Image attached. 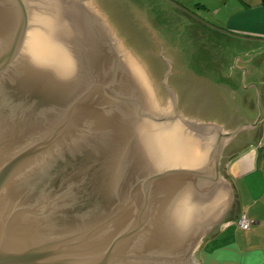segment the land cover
<instances>
[{
  "label": "water",
  "instance_id": "water-1",
  "mask_svg": "<svg viewBox=\"0 0 264 264\" xmlns=\"http://www.w3.org/2000/svg\"><path fill=\"white\" fill-rule=\"evenodd\" d=\"M146 16L129 0H0V264H200L238 214L225 164L262 127L254 56L207 123L180 110L172 66L161 115L134 51Z\"/></svg>",
  "mask_w": 264,
  "mask_h": 264
},
{
  "label": "crops",
  "instance_id": "crops-1",
  "mask_svg": "<svg viewBox=\"0 0 264 264\" xmlns=\"http://www.w3.org/2000/svg\"><path fill=\"white\" fill-rule=\"evenodd\" d=\"M129 1L140 11L148 14L136 25L134 43L143 42L134 50L135 54L137 51H143L153 52L155 55L154 52L160 50L157 55V59L160 58L159 63L163 62V56L160 55L162 51L158 43L151 41L150 33L153 35L158 29H161V20H164L159 11L161 5L181 9L184 16L179 25L184 33L187 30L195 33L201 25H205L214 33L215 37L228 39L230 42L241 40L249 45L240 49L234 46L220 45L221 40L220 42L215 41L214 45H217L221 50L217 52L212 50L211 61H209L210 59H206L207 61L202 58L196 59L197 66L189 70L182 67L180 62L185 61L182 57L177 67L180 71H175L177 68L170 61L173 70L168 76L167 82L170 81L175 85L186 84L187 87L188 84L196 83L197 97L195 100L198 102L193 106L197 105L198 108L200 101L205 100L204 114L198 113V116H202L209 122L231 112L244 88L243 86H245V79L237 62L254 56L252 62L259 96L260 114L262 115L260 121H263L262 127L258 141L237 149L234 157L225 166V175L238 198L239 212L233 219L223 224L215 235L204 241L199 251V257L200 264H264V0L258 4H252L249 0H240L242 3L239 6L234 4L233 0H217L215 11L208 8L207 3H202L199 8L207 9L202 15L192 12L191 8L179 3V0H148L144 7L135 4L138 3L137 0ZM151 4L156 5L155 10H152ZM162 11L166 12L165 9ZM213 12H215L214 15L211 14ZM152 13L155 15L154 18H151ZM149 18L152 21L148 23ZM162 25H165V22ZM145 29L150 33H145ZM179 36H183V34L181 33ZM188 44L193 45V43ZM195 48L192 46L186 50L182 48L180 51H187L191 56L195 54ZM172 51H178V49ZM191 58L193 59V56ZM138 59L141 61L139 57ZM157 59L155 58V60ZM152 64L155 67L154 63ZM176 89L178 91L177 87ZM187 91H191L189 87ZM210 99L214 102L212 110L208 106ZM187 103V107H182L184 115H190L188 111H185L189 107V102ZM242 213H246L254 222L250 230H242L236 224Z\"/></svg>",
  "mask_w": 264,
  "mask_h": 264
},
{
  "label": "rangeland",
  "instance_id": "rangeland-1",
  "mask_svg": "<svg viewBox=\"0 0 264 264\" xmlns=\"http://www.w3.org/2000/svg\"><path fill=\"white\" fill-rule=\"evenodd\" d=\"M137 1H138V3H135V4L140 5V7H144L148 3V0H137ZM260 1H262V0H249V2H251L252 4H258ZM179 3H182L184 6H188L189 8H191L192 12L199 13L201 15L207 11V9H204L202 7L199 8V6L202 3H207L209 6L208 8H212V11H215L217 9V7H216L217 0H189V1L179 0ZM233 3L239 6L240 3H242V2L240 0H233ZM151 7H152V10L156 9L155 4H151ZM170 7H166L164 5H161V7H160L159 11H160L162 17H164V20H161V21H162V23L165 22V25H162V23L160 24L161 29H158V31L156 33H153V35L149 31H147L146 29H145L146 31H144L145 33H147V32L150 33L151 41L158 43L160 48H161V51H162L160 55H161V57L163 56V62L159 63L157 61V66L159 65L157 67V71L159 73V75L157 77L153 76L152 72H156V68L153 67L152 63H154V65H155V62H156L155 58L156 59L158 58L157 55L160 53V50L158 52H154V53H156L155 55H153V52L146 53L143 51H137V53H136L137 56L141 59V61H142L141 63L144 65V67H143L144 73H146L147 71H152V72H148L149 81H151V82H149V84L147 85V92H148L147 94L151 99L154 98V102L152 101V103H153L154 107L156 104L157 108L155 107V109L161 115H163V112L161 109H164L167 112V115H174V114H172V113H174V109H173V103H172L170 91H168L162 83L163 78L166 76V73L171 68L170 61L172 62V64L176 68L181 63L182 67H185L189 70L192 67L197 66L196 59H198V60L201 58L205 59V60L210 59L209 61H211L212 59L210 58L211 57L210 55L213 52L212 50H215L216 52L221 50L220 48H218L217 45H214L215 41L220 42V40H221L220 45H225L227 47L234 46V47H238L240 49L243 48L244 46H246V47L249 46L247 43H243V41H241V40L230 42L228 39H221V37H218V36L215 37L214 33L210 29L206 28L205 25H201V27L198 28L197 32L195 31V33L194 32L191 33V31H188V30L185 31V33H184L183 31H181V28L179 25V23L182 22V17L184 16L183 12L181 11V9L179 7L176 9L170 8ZM164 9L166 10V12L163 13L162 10H164ZM211 14L214 15L215 12H213ZM154 17H155V15L152 13L151 18H154ZM151 18H149L150 20H148V23L152 21ZM189 20H191V19H189ZM194 24H196V23H194ZM208 30L211 34L208 32ZM181 33L183 34V36H179ZM197 33H198V35H197ZM178 39H179V42H178ZM188 43H193V45H190ZM192 46L196 47L195 48L196 49L195 54L191 55V56H193V59L191 58L190 55H188L189 53H187V51H185V52L180 51L182 48H184L186 50L188 48H192ZM176 49H178V51H172V50H176ZM222 53L223 52H221V54ZM181 57L183 59H185V61L180 62ZM191 65H193V66H191ZM176 70L180 71V69H178V68L175 69V71ZM168 83L171 86L178 88V94L180 92V94H179V108L182 112H183L182 107H187V104H188L187 102H189V107H188V109L186 108L185 111H188V113L190 115L187 114L185 116L187 118H191V119L198 118V119H201L202 121L207 123L208 121L203 119L202 116H198V113L204 114L203 109L205 108V105H204L205 100L200 101L201 103H200V106L198 105L199 106L198 108H197V105L193 106L194 104H196L198 102L195 100L197 97V94L195 93V90H196L195 84L196 83L188 84V87L190 88L191 91H187L188 87L186 84L185 85H182V84L175 85V84H172L170 81ZM191 87H192V89H191ZM194 101H196V102H194ZM213 103L214 102L212 99H210V102L208 101V106L210 107V110H212ZM210 110H209V112H211ZM207 112L208 111L206 110V114H208ZM225 166H226V164H225ZM200 247L198 248V252H197V256H196L199 263H200L199 251L201 250ZM200 255H201V253H200Z\"/></svg>",
  "mask_w": 264,
  "mask_h": 264
},
{
  "label": "built area",
  "instance_id": "built-area-1",
  "mask_svg": "<svg viewBox=\"0 0 264 264\" xmlns=\"http://www.w3.org/2000/svg\"><path fill=\"white\" fill-rule=\"evenodd\" d=\"M236 224L238 228L242 230H250L253 227L254 222L246 213H242Z\"/></svg>",
  "mask_w": 264,
  "mask_h": 264
}]
</instances>
